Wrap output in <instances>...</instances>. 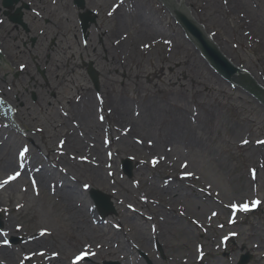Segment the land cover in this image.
<instances>
[{
  "label": "rangeland",
  "instance_id": "1",
  "mask_svg": "<svg viewBox=\"0 0 264 264\" xmlns=\"http://www.w3.org/2000/svg\"><path fill=\"white\" fill-rule=\"evenodd\" d=\"M185 4L264 85V0ZM122 12L119 109L92 92L80 116L0 120V264H264V105L212 73L160 1ZM91 188L117 213L102 217Z\"/></svg>",
  "mask_w": 264,
  "mask_h": 264
},
{
  "label": "flooded vegetation",
  "instance_id": "2",
  "mask_svg": "<svg viewBox=\"0 0 264 264\" xmlns=\"http://www.w3.org/2000/svg\"><path fill=\"white\" fill-rule=\"evenodd\" d=\"M84 3L81 9L76 0H0V99L12 114L25 108L80 116L92 92L120 108L124 0Z\"/></svg>",
  "mask_w": 264,
  "mask_h": 264
},
{
  "label": "water",
  "instance_id": "3",
  "mask_svg": "<svg viewBox=\"0 0 264 264\" xmlns=\"http://www.w3.org/2000/svg\"><path fill=\"white\" fill-rule=\"evenodd\" d=\"M81 9L85 8L84 0H76ZM165 10L173 23L184 30L185 41L191 42L196 47L195 53H201L205 65L211 66V72L225 81L253 95L259 100V105H264V85H261L254 76L247 70L235 64L221 49L219 44L206 31L204 25L192 14L190 7L185 4V0H161ZM178 23H177V22ZM96 89L100 91L98 76L92 74ZM12 111L8 104L0 99V120L11 129H16L13 122ZM122 168L128 177L133 176V160L130 157L122 159ZM90 196L94 200L100 215L106 217L117 213L112 196L100 189L91 188ZM0 224H2L0 220ZM19 241L18 237H13L12 242ZM141 254L147 259L149 264L152 261L144 252ZM251 255L245 254L238 264H247ZM103 264H120L118 261L105 260Z\"/></svg>",
  "mask_w": 264,
  "mask_h": 264
},
{
  "label": "bare ground",
  "instance_id": "4",
  "mask_svg": "<svg viewBox=\"0 0 264 264\" xmlns=\"http://www.w3.org/2000/svg\"><path fill=\"white\" fill-rule=\"evenodd\" d=\"M180 1V0H179ZM220 46V45H219ZM221 47V46H220ZM222 49V48H221ZM223 51V50H222ZM43 241H45V236H41L40 239L38 240H34L32 242V245L33 244H39V243H42ZM0 253H2V255H9L10 253L12 254V251L9 250L8 247H4V245L2 244V246L0 245Z\"/></svg>",
  "mask_w": 264,
  "mask_h": 264
}]
</instances>
